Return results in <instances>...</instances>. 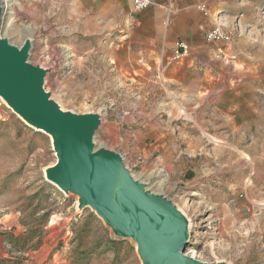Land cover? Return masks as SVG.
<instances>
[{
  "label": "rangeland",
  "instance_id": "obj_1",
  "mask_svg": "<svg viewBox=\"0 0 264 264\" xmlns=\"http://www.w3.org/2000/svg\"><path fill=\"white\" fill-rule=\"evenodd\" d=\"M3 4V37L31 38L28 60L46 69L60 109L103 116L94 146L173 201L190 255L264 264V114L247 117L223 94L245 86L263 106L264 0H197L211 21L192 43L163 23L159 36L134 0ZM218 25L232 37L209 41ZM57 160L51 135L0 94V264H145L136 238L48 179Z\"/></svg>",
  "mask_w": 264,
  "mask_h": 264
},
{
  "label": "water",
  "instance_id": "obj_2",
  "mask_svg": "<svg viewBox=\"0 0 264 264\" xmlns=\"http://www.w3.org/2000/svg\"><path fill=\"white\" fill-rule=\"evenodd\" d=\"M1 2V0H0ZM0 7V94L23 119L54 137L57 162L48 179L81 195L118 232L139 242L145 264H225L203 261L186 251V221L164 193L145 190L121 154L94 146L100 114L63 111L43 85L46 69L29 62L31 39L22 46L2 35ZM51 136V137H52Z\"/></svg>",
  "mask_w": 264,
  "mask_h": 264
},
{
  "label": "crops",
  "instance_id": "obj_3",
  "mask_svg": "<svg viewBox=\"0 0 264 264\" xmlns=\"http://www.w3.org/2000/svg\"><path fill=\"white\" fill-rule=\"evenodd\" d=\"M140 13L142 15L151 14L159 36L162 34L161 23H163L166 32H169V28L173 30L174 38L179 36L186 37V39H190V43H192L194 35L205 30L211 21L210 17L203 15L197 9V0H152V4L144 8L143 11L141 10ZM169 19L170 23L168 22ZM169 42L174 43V40ZM243 89L244 91H240L242 96L238 95V97H233V93H223L226 104L230 107H236V109L238 107L242 108L243 110L241 111L247 112V117L259 118L264 114V103L261 108L260 100L256 96L257 94L247 91L248 87L244 86ZM246 119L245 121H247ZM203 131L208 133L206 130ZM208 134L216 138L210 133Z\"/></svg>",
  "mask_w": 264,
  "mask_h": 264
},
{
  "label": "built area",
  "instance_id": "obj_4",
  "mask_svg": "<svg viewBox=\"0 0 264 264\" xmlns=\"http://www.w3.org/2000/svg\"><path fill=\"white\" fill-rule=\"evenodd\" d=\"M152 4V0H134V7L135 9H143ZM232 37L231 31H226L224 28L220 25L212 28L207 33V38L209 41H215V40H222V39H230ZM179 47H183V50L186 52V44L185 42H179ZM180 53L179 51H177Z\"/></svg>",
  "mask_w": 264,
  "mask_h": 264
},
{
  "label": "bare ground",
  "instance_id": "obj_5",
  "mask_svg": "<svg viewBox=\"0 0 264 264\" xmlns=\"http://www.w3.org/2000/svg\"><path fill=\"white\" fill-rule=\"evenodd\" d=\"M4 1H7V0H4ZM6 5V4H5ZM0 7H1V12H2V17H3V14H4V4H3V0H1V2H0ZM1 35L3 36V32H2V30H1ZM29 39H31V38H28L27 40H29ZM25 121H27L26 119H24ZM42 131H44L45 132V130H42ZM205 132V131H204ZM206 133V132H205ZM211 139H213V140H215V141H218L216 138H214V137H211L208 133H206ZM52 136V135H51ZM54 140V137L52 136V141ZM246 157V156H245ZM135 179L139 182V183H142L143 185H145V183H147V181H145V180H143V179H141L139 176H135ZM251 178H248V182H250L251 183ZM145 190H149L150 192H153L152 191V189H151V187L150 186H146L145 187ZM192 256H194V255H192Z\"/></svg>",
  "mask_w": 264,
  "mask_h": 264
}]
</instances>
